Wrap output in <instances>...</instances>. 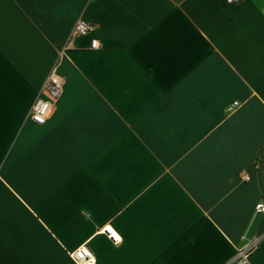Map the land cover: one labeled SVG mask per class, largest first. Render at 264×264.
Returning <instances> with one entry per match:
<instances>
[{"label":"crops","instance_id":"1","mask_svg":"<svg viewBox=\"0 0 264 264\" xmlns=\"http://www.w3.org/2000/svg\"><path fill=\"white\" fill-rule=\"evenodd\" d=\"M261 201L264 0H0V264H264Z\"/></svg>","mask_w":264,"mask_h":264},{"label":"built area","instance_id":"2","mask_svg":"<svg viewBox=\"0 0 264 264\" xmlns=\"http://www.w3.org/2000/svg\"><path fill=\"white\" fill-rule=\"evenodd\" d=\"M240 0H222L223 4H235ZM95 32V26L81 18H78L69 33L67 41L63 48L60 50L58 54V59L64 54L65 50L68 49L73 40L77 37L81 36H89L93 35ZM93 41H98L95 37H90L89 40V48L94 49L98 46L93 45ZM65 79L57 72V62H55L49 71L47 72L45 78L43 79L40 87L38 88L37 95L33 100L30 110H29V119L37 124H44L46 119L48 118L52 105L54 102L60 97L63 88H64ZM238 105L237 101L231 102L228 106V110H231L235 106ZM244 179H248L247 176H244ZM256 212L264 211V201L259 202L255 206ZM110 229L104 234L112 243L117 244V241L114 237H112V232L115 231L109 224L102 226L98 231L104 232L105 230ZM116 232V231H115ZM117 235H119L116 232ZM262 236H255L247 239L243 244L237 247L235 255L229 261L223 264H251L249 257L253 252L256 245L261 240ZM70 258L74 261L75 264H94L95 258L90 251V249L86 246V244H80L77 248L69 251Z\"/></svg>","mask_w":264,"mask_h":264},{"label":"snow or ice","instance_id":"3","mask_svg":"<svg viewBox=\"0 0 264 264\" xmlns=\"http://www.w3.org/2000/svg\"><path fill=\"white\" fill-rule=\"evenodd\" d=\"M97 44H98V41H93L94 46ZM107 231H110V229L105 230L104 232H102V234H106ZM112 237L115 238V240L117 241L118 244L122 241V236L117 235L115 231L112 232Z\"/></svg>","mask_w":264,"mask_h":264}]
</instances>
